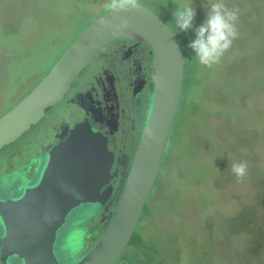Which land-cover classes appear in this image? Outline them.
Listing matches in <instances>:
<instances>
[{"label": "rangeland", "instance_id": "374dc122", "mask_svg": "<svg viewBox=\"0 0 264 264\" xmlns=\"http://www.w3.org/2000/svg\"><path fill=\"white\" fill-rule=\"evenodd\" d=\"M140 2L166 22L188 0ZM225 2L240 10L239 36L220 63L201 65L177 33L188 54L185 78L147 213L135 230L151 246L152 264H264V0ZM108 3L0 0L1 101L13 99L4 96L9 89L16 96L31 89L79 21ZM193 6L199 25L207 0ZM241 160L248 171L237 179L230 166ZM94 208L78 206L64 229L87 226Z\"/></svg>", "mask_w": 264, "mask_h": 264}, {"label": "water", "instance_id": "95a60500", "mask_svg": "<svg viewBox=\"0 0 264 264\" xmlns=\"http://www.w3.org/2000/svg\"><path fill=\"white\" fill-rule=\"evenodd\" d=\"M126 18L127 27H121ZM127 38L150 48L153 97L115 210L92 248L74 264H113L128 244L157 178L184 78V55L175 33L154 11L116 12L93 19L27 94L0 115V148L36 123L61 100L79 72L108 42ZM113 153L87 121L56 143L35 183L15 199L1 201L6 226L1 259L23 264H62L56 251L61 229L78 206H101L110 197ZM138 264H148L140 262Z\"/></svg>", "mask_w": 264, "mask_h": 264}, {"label": "flooded vegetation", "instance_id": "af4514ba", "mask_svg": "<svg viewBox=\"0 0 264 264\" xmlns=\"http://www.w3.org/2000/svg\"><path fill=\"white\" fill-rule=\"evenodd\" d=\"M151 60L150 48L132 39L117 38L108 42L79 72L61 100L46 107L36 123L0 148L1 211V201L19 197L26 186L35 183L47 152L65 139L76 124L87 121L106 138L113 163L111 177L103 188L110 187V197L103 205L94 206V217L87 226L82 227L86 223L82 222L73 230L68 226L62 228L63 235L56 245L62 264H74L92 248L115 210L153 97ZM15 92L10 90L4 95L13 99L2 101V108L9 109L24 95L16 96ZM5 231L6 226L0 218V264H23L18 256L7 258L6 262L1 259ZM127 245L113 264H152L146 257L155 255L151 250Z\"/></svg>", "mask_w": 264, "mask_h": 264}, {"label": "clouds", "instance_id": "9594fccd", "mask_svg": "<svg viewBox=\"0 0 264 264\" xmlns=\"http://www.w3.org/2000/svg\"><path fill=\"white\" fill-rule=\"evenodd\" d=\"M194 0H188L183 7H177L173 13L175 24L182 32L192 30L194 38L187 45L198 62L211 68L220 63L226 52L239 36V8H229L225 0H207L205 19L195 25L196 8ZM108 7L116 12H130L142 7L140 0H109ZM126 18L121 20V27H127ZM231 172L237 179H243L248 171L246 161L233 162Z\"/></svg>", "mask_w": 264, "mask_h": 264}, {"label": "trees", "instance_id": "16d2710c", "mask_svg": "<svg viewBox=\"0 0 264 264\" xmlns=\"http://www.w3.org/2000/svg\"><path fill=\"white\" fill-rule=\"evenodd\" d=\"M91 2H92V1H88L89 4H91ZM109 9H111V8H108V9H107V8L103 7V8H102L97 14H95V15H90V16H88L87 18H85L84 20L79 21V24H78V27H77L76 31L73 32V33L69 36L68 41H66L64 45L62 44V46L60 47V49H57V51L59 52L58 56L55 57V58H52V57L50 58L49 63L45 66L46 69L49 70V68L54 64V62L60 57V55H61V54L64 52V50L68 47V45L74 40V38H75V37L81 32V30H82L87 24H89V23H90L93 19H95L96 17H98V16L104 14V13H105L106 11H108ZM157 13H158V12H157ZM161 18H162V17H161ZM169 22H170V23H169ZM166 23L168 24V26L170 27V29L175 33V35H176V37H177V39H178V42H179V44H180V46H181V50H182V52H183L184 59H185V61H186V56H187L188 54H186V52L183 50V45H182V43L179 41V38H178V36H177V33L180 32V33L182 34L183 39H184V43H186V45H188V43H189V40H188V36H189V35H188L187 33H185V32L180 31V30L177 28L173 16H169V17H168V21L166 20ZM174 25H175V27H174ZM185 39H186V41H185ZM47 44L49 45L47 48H49V47L51 46V44H50L49 42H48ZM47 48H46V49H47ZM185 49H186L187 52L190 51V50H188V48H187L186 46H185ZM184 78H185V76H184ZM183 80H184V79H183ZM36 82H37V81H36ZM36 82H34L33 85H34ZM188 82H189V80L186 81V85H188ZM29 90H30V89L25 90L26 93H24V95L27 94V93L29 92ZM8 91H10V89H9ZM27 91H28V92H27ZM7 93H8V92H7ZM24 95H23V96H24ZM23 96H20L16 101H19ZM16 101H15V102H16ZM13 102H14V101H13ZM13 102H10V103H13ZM178 105H179V104H178ZM2 106H3V102L1 101V111H0V115H2L5 111L8 110V107H6V108H2ZM11 107H12V106H10L9 108H11ZM145 213H147V211H146L145 206H144V209H143V212H142V216H143V218L145 217ZM128 246H129V248H134V249H136V248H141V249H145V250L151 249V246L148 245V244L142 239L141 235H140L137 231H134V233H133V235H132V237H131V240H130ZM259 246H260V244H259ZM129 248H127V249H129ZM257 249H258V244H257V248H256V250H257Z\"/></svg>", "mask_w": 264, "mask_h": 264}, {"label": "bare ground", "instance_id": "6f19581e", "mask_svg": "<svg viewBox=\"0 0 264 264\" xmlns=\"http://www.w3.org/2000/svg\"><path fill=\"white\" fill-rule=\"evenodd\" d=\"M28 92V91H27ZM89 212H90V210H89ZM91 212H94V211H91Z\"/></svg>", "mask_w": 264, "mask_h": 264}]
</instances>
